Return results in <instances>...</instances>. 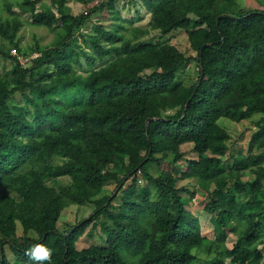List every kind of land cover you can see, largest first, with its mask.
<instances>
[{"label": "trees", "instance_id": "1", "mask_svg": "<svg viewBox=\"0 0 264 264\" xmlns=\"http://www.w3.org/2000/svg\"><path fill=\"white\" fill-rule=\"evenodd\" d=\"M96 1L80 15L69 0H52L57 11H37L32 0L3 5L9 15L0 17V35L19 54L0 49L12 61L0 76V264H38L30 259L38 244L51 251V264H264V9L236 8L237 0H130L144 3L146 26L98 24L87 35L92 17H117L124 0H77ZM15 6L32 13L29 24H58L63 39L24 50L16 39L27 20ZM176 30L186 31L196 57L143 40ZM107 56L99 69H76ZM194 59L199 77L189 85L180 70ZM18 93L24 103L14 102ZM257 114L247 152H233L219 120ZM187 143L198 157L181 169ZM187 178L205 191L215 184L205 206L214 241L188 209L196 191L178 187ZM111 183L116 196L99 197ZM86 203L95 204L90 217L62 230L64 210ZM230 227L238 235L231 248ZM99 228L105 245L78 249Z\"/></svg>", "mask_w": 264, "mask_h": 264}, {"label": "rangeland", "instance_id": "2", "mask_svg": "<svg viewBox=\"0 0 264 264\" xmlns=\"http://www.w3.org/2000/svg\"><path fill=\"white\" fill-rule=\"evenodd\" d=\"M20 0H0V17H7L9 15V11L3 6L5 2L18 3ZM36 2L37 11H41L45 5H49L53 8V10L57 11V7H55L52 3V0H32ZM236 8H253V9H264V0H237ZM92 4H84L82 2H77V0H69V11H71L74 15L84 14L88 9L93 6ZM15 11L27 20V23L22 27V29L18 32V36L16 41L20 43V46L27 50L30 47H35L37 43L43 46H56L58 42H60L63 37H61V30L58 28V24H55L54 27L48 26H35L29 24L33 20V15L30 11H23L20 7L15 6ZM119 15L117 17H104L102 14L95 15L92 17L88 25L83 29L84 34H92L95 33L96 25L102 24L108 29H113L119 23L126 22V26L129 28L132 27H140L146 26L151 19V15L146 9L145 5L141 1H137L135 3L130 0H124L118 3ZM129 20H135L133 24H129ZM128 22V23H127ZM57 28V29H56ZM129 33V32H128ZM130 34V33H129ZM152 40L154 42L158 41H167L170 42L181 50L186 52L187 54L196 57L197 53L194 52L190 46V42L188 40V35L185 30H176L166 36L162 35L159 31H153L148 36H145L143 40ZM81 38L78 40L81 43ZM0 49L5 53H10L13 55L19 54L17 49L15 48V44L12 43L9 39L4 38L0 35ZM38 54H33V57H36ZM22 62L25 63L27 60L23 54H21ZM112 60L111 56L105 57L103 60H98L94 65H84V69H79L76 65V69L82 72H90L93 69H99L104 65L108 64ZM27 62V61H26ZM83 64L86 62L84 58H82ZM12 67L11 59H8L4 56V54L0 55V76L5 75L8 70ZM199 63L197 59L192 60L189 64L184 66L180 70V78L187 84L194 83L199 77ZM14 102L24 103V98L21 94H16L14 96ZM262 120V115L257 114L251 117L248 120H244L242 122H235L229 118L223 117L219 120V123L225 127V129L231 134V140L229 145L233 152L235 153H243L247 152V145L250 136L257 131V124ZM182 151L184 152V157L178 160V167L181 169H186L187 160L192 158H197L198 154L193 149V144H185L182 146ZM264 152V150L262 151ZM211 155V153H209ZM228 164H231L232 161L230 159L227 160ZM175 165L173 163H165L163 164V168L171 170ZM255 178L254 175L245 177V180H253ZM68 179L64 180L67 181ZM139 183L141 185L147 184V180L139 175ZM132 180H129L126 186L130 185ZM186 186L192 190L196 191L197 198L195 201L188 205V209L199 218L202 227V233L209 240L214 241L218 233H216V227L214 224V217L206 212L205 206L209 202V193H212L215 189V184L213 183L210 186L209 191H205L204 188L199 184L197 179L187 178L185 180H180L178 182V187ZM118 193L117 184L111 183L107 185L105 190L100 194L99 197L110 195L116 196ZM187 195V194H185ZM114 204H120L121 200L117 199L113 202ZM94 203H86L82 206H70L66 208L63 212V216L59 221V227L62 230H67L70 226L74 225L77 221H80L84 218L90 217V215L95 210ZM233 226V225H231ZM230 227L227 240L225 244L228 247H233L237 241L238 235L233 232ZM103 232L98 229L94 236L83 235L79 241L77 242L78 249H83L90 247L92 245H105V238ZM9 256L12 260L14 256L8 248ZM205 260L208 258L204 253L201 255ZM197 264H203V262H198ZM226 264H232L230 259L226 260Z\"/></svg>", "mask_w": 264, "mask_h": 264}, {"label": "clouds", "instance_id": "3", "mask_svg": "<svg viewBox=\"0 0 264 264\" xmlns=\"http://www.w3.org/2000/svg\"><path fill=\"white\" fill-rule=\"evenodd\" d=\"M51 251L43 244L34 246L30 253V259L38 264H45L49 262L51 264Z\"/></svg>", "mask_w": 264, "mask_h": 264}, {"label": "built area", "instance_id": "4", "mask_svg": "<svg viewBox=\"0 0 264 264\" xmlns=\"http://www.w3.org/2000/svg\"><path fill=\"white\" fill-rule=\"evenodd\" d=\"M21 59H23V58H21ZM26 59H27L26 61H28V58H26ZM23 60H24V59H23ZM26 61H25V62H26ZM196 197H197V196H196ZM196 199H197V198H194V200H193V201H195Z\"/></svg>", "mask_w": 264, "mask_h": 264}, {"label": "crops", "instance_id": "5", "mask_svg": "<svg viewBox=\"0 0 264 264\" xmlns=\"http://www.w3.org/2000/svg\"><path fill=\"white\" fill-rule=\"evenodd\" d=\"M187 144H189V143H187ZM190 144H192V143H190Z\"/></svg>", "mask_w": 264, "mask_h": 264}]
</instances>
